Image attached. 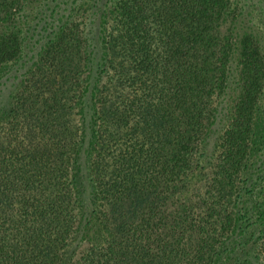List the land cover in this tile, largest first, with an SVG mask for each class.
I'll use <instances>...</instances> for the list:
<instances>
[{
	"label": "trees",
	"instance_id": "16d2710c",
	"mask_svg": "<svg viewBox=\"0 0 264 264\" xmlns=\"http://www.w3.org/2000/svg\"><path fill=\"white\" fill-rule=\"evenodd\" d=\"M60 2L0 0V77L23 78L0 124V264H64L80 221L72 158L88 124L105 240L69 264H234L218 246L243 221L264 232L263 211L243 207L264 82L259 45L232 24L246 5L70 0L39 51L42 14Z\"/></svg>",
	"mask_w": 264,
	"mask_h": 264
},
{
	"label": "rangeland",
	"instance_id": "374dc122",
	"mask_svg": "<svg viewBox=\"0 0 264 264\" xmlns=\"http://www.w3.org/2000/svg\"><path fill=\"white\" fill-rule=\"evenodd\" d=\"M70 0H61L57 5L58 8H48V11L43 12L44 21L48 16V25H40L38 34L43 41L40 43V50L43 49L45 43L55 38L59 32L57 26L66 20V14L70 12ZM239 5H246L245 10H241L240 17L232 24L235 26L237 34H249L259 45L262 58L264 60V0H237ZM71 3V2H70ZM75 7V5H73ZM51 13H50V12ZM50 14V15H49ZM21 16L19 12L15 11L12 16V21L19 20ZM58 20V21H57ZM228 21V20H227ZM25 25L20 26L23 31ZM39 27V26H38ZM228 29V22L221 26V32ZM48 39V40H47ZM21 43L29 44L27 35L21 36ZM38 51V52H39ZM31 59H29V63ZM11 64V63H9ZM28 65V64H27ZM18 82L13 86V81L8 82L4 76L0 77V124L5 120V114L9 108L10 95L16 90L19 85L21 77L17 78ZM17 79H15L17 81ZM12 83V86L10 85ZM221 121L218 123V129L224 119L220 115ZM77 119V118H73ZM254 133L255 139L250 153V160L246 164V172L243 173V180L245 186H248V193L244 197H248L243 207H248V202L252 205L250 213L257 211V208L263 211L261 217L264 220V82L261 87V94L256 105V113L254 118ZM1 126V125H0ZM86 134L80 135L81 141L75 147L72 158V175L74 179L73 193L76 195L75 200L78 203L80 214L79 227L77 231L72 234L64 249V264L72 263L71 261L84 262V255L87 254V248L93 246L97 249L104 243V234L98 223L95 221L96 202H94V189L91 181L90 165L93 155V140L90 129V124L87 126ZM217 133L210 135L207 141L216 137ZM2 162H0L1 164ZM1 168V167H0ZM1 171V169H0ZM5 190V187L2 191ZM249 210V209H248ZM248 213V215L250 214ZM258 214V213H257ZM244 225V226H243ZM250 223L243 221L240 229V234L225 240L218 246V256L221 260L226 258L229 253L235 259L234 264H264V232H256L253 236L249 233ZM2 240V239H1ZM32 261L28 260V264ZM87 263V262H84Z\"/></svg>",
	"mask_w": 264,
	"mask_h": 264
}]
</instances>
